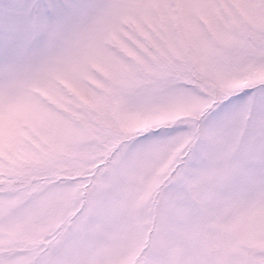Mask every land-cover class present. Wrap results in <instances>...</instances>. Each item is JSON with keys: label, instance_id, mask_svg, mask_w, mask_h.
I'll list each match as a JSON object with an SVG mask.
<instances>
[{"label": "snow or ice", "instance_id": "snow-or-ice-1", "mask_svg": "<svg viewBox=\"0 0 264 264\" xmlns=\"http://www.w3.org/2000/svg\"><path fill=\"white\" fill-rule=\"evenodd\" d=\"M0 264H264V0H0Z\"/></svg>", "mask_w": 264, "mask_h": 264}]
</instances>
